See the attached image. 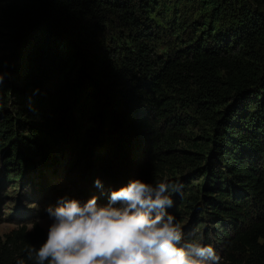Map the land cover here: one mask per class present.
Returning a JSON list of instances; mask_svg holds the SVG:
<instances>
[{
    "label": "trees",
    "instance_id": "1",
    "mask_svg": "<svg viewBox=\"0 0 264 264\" xmlns=\"http://www.w3.org/2000/svg\"><path fill=\"white\" fill-rule=\"evenodd\" d=\"M186 1L185 15L180 0H4L16 30L0 58L1 170L70 166L95 144L104 168L102 149L182 185L168 212L219 221L227 264H264V0ZM93 31L117 38L102 53ZM46 238L37 222L0 234V264H37L28 249Z\"/></svg>",
    "mask_w": 264,
    "mask_h": 264
},
{
    "label": "clouds",
    "instance_id": "2",
    "mask_svg": "<svg viewBox=\"0 0 264 264\" xmlns=\"http://www.w3.org/2000/svg\"><path fill=\"white\" fill-rule=\"evenodd\" d=\"M182 187L136 179L112 191L104 206L96 196L84 203L65 197L48 209L52 223L46 241L38 250L28 249V258L34 253L37 264H220L211 245L182 243L181 227L168 212L169 192L180 193Z\"/></svg>",
    "mask_w": 264,
    "mask_h": 264
},
{
    "label": "rangeland",
    "instance_id": "3",
    "mask_svg": "<svg viewBox=\"0 0 264 264\" xmlns=\"http://www.w3.org/2000/svg\"><path fill=\"white\" fill-rule=\"evenodd\" d=\"M3 1L0 0V58L5 57L13 48L16 30V25L1 12ZM175 6L185 15L189 14L190 11L193 12V8L195 9L191 2L186 0H180ZM156 18L158 20L157 16ZM104 32L93 31L90 37L93 44L103 45L98 48L102 53L117 38L115 33ZM163 45L165 44L162 42L156 44L158 53L161 52ZM78 63L74 62L70 70L77 69L80 65ZM180 111L192 115L194 109L192 106L186 105L180 108ZM187 130L188 135L198 132L195 128H188ZM97 149L95 144L89 146L86 153L78 157L70 166L67 162L59 159L50 165L48 169L37 166L33 171L23 172L24 176L16 179L6 180L0 165V234H4L21 224L30 227L33 222L39 223L47 234L52 223L48 209L58 207L63 198H76L84 203L91 197L96 196L97 204L104 206L109 203L112 191L128 186L132 181L139 179L140 175H138L133 162L130 161L131 164H128V159L121 156L115 159L112 155L108 158L102 149L98 151L101 157L105 158L104 161L109 167L104 168L101 159L96 155ZM120 159V164H118ZM179 172L181 171L175 170L174 175L179 176ZM97 180L100 181L99 184L96 183ZM190 183L200 189V187L202 188L203 178L192 179ZM169 195L173 200V193L169 192ZM115 206L120 207L121 204L118 202ZM180 209L182 211L179 214L180 217H176L174 222L181 227L184 237L182 243L186 244L192 240H199L205 245H211L220 257V264H227L226 253L221 249V245L213 240L214 237H212L209 230L214 222L218 224L219 221L210 220L205 215L195 220V211L183 206H180ZM198 220L202 223V229L197 227ZM223 223L226 224V221L223 220Z\"/></svg>",
    "mask_w": 264,
    "mask_h": 264
}]
</instances>
